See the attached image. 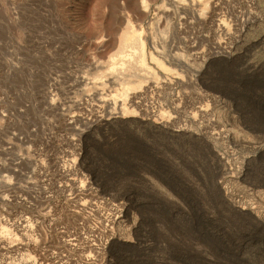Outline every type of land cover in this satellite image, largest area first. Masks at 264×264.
Here are the masks:
<instances>
[{
	"label": "rangeland",
	"instance_id": "374dc122",
	"mask_svg": "<svg viewBox=\"0 0 264 264\" xmlns=\"http://www.w3.org/2000/svg\"><path fill=\"white\" fill-rule=\"evenodd\" d=\"M0 264H264V0H0Z\"/></svg>",
	"mask_w": 264,
	"mask_h": 264
},
{
	"label": "bare ground",
	"instance_id": "6f19581e",
	"mask_svg": "<svg viewBox=\"0 0 264 264\" xmlns=\"http://www.w3.org/2000/svg\"><path fill=\"white\" fill-rule=\"evenodd\" d=\"M50 106V105H49ZM20 225V224H19Z\"/></svg>",
	"mask_w": 264,
	"mask_h": 264
}]
</instances>
